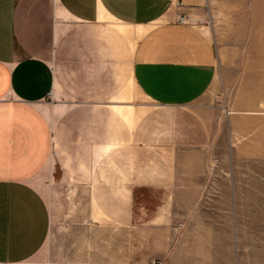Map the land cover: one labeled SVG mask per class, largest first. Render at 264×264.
<instances>
[{
	"label": "rangeland",
	"instance_id": "obj_1",
	"mask_svg": "<svg viewBox=\"0 0 264 264\" xmlns=\"http://www.w3.org/2000/svg\"><path fill=\"white\" fill-rule=\"evenodd\" d=\"M210 3L216 76L203 98L164 108L139 94V109L93 113L127 124L128 187L138 133L158 135L151 161L176 172L179 189H125L119 159L101 149L89 174L59 122L75 112L55 105L70 99L54 96L63 171L35 181L51 225L29 264H264V0ZM57 21L70 25L62 12Z\"/></svg>",
	"mask_w": 264,
	"mask_h": 264
},
{
	"label": "crops",
	"instance_id": "obj_2",
	"mask_svg": "<svg viewBox=\"0 0 264 264\" xmlns=\"http://www.w3.org/2000/svg\"><path fill=\"white\" fill-rule=\"evenodd\" d=\"M211 14L210 0H0V264H29L48 239L35 181L63 171L64 136L49 120L54 96L70 99L55 105L75 112L59 122L78 158L87 152L89 174L101 149L119 159L125 189H179L176 172L151 161L158 135L138 133L128 187L127 124L93 113L139 109V94L164 108L203 98L216 76Z\"/></svg>",
	"mask_w": 264,
	"mask_h": 264
},
{
	"label": "built area",
	"instance_id": "obj_3",
	"mask_svg": "<svg viewBox=\"0 0 264 264\" xmlns=\"http://www.w3.org/2000/svg\"><path fill=\"white\" fill-rule=\"evenodd\" d=\"M181 23H184L185 22V19L183 17L180 18L179 20Z\"/></svg>",
	"mask_w": 264,
	"mask_h": 264
}]
</instances>
